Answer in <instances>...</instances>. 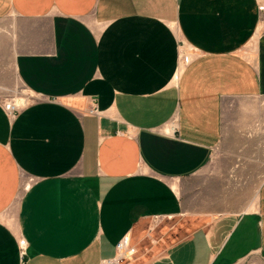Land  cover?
I'll list each match as a JSON object with an SVG mask.
<instances>
[{
  "label": "crops",
  "instance_id": "1",
  "mask_svg": "<svg viewBox=\"0 0 264 264\" xmlns=\"http://www.w3.org/2000/svg\"><path fill=\"white\" fill-rule=\"evenodd\" d=\"M262 4L0 0L31 96L0 101V264H102L126 238V264H264V176L243 202L232 176L264 175Z\"/></svg>",
  "mask_w": 264,
  "mask_h": 264
},
{
  "label": "rangeland",
  "instance_id": "2",
  "mask_svg": "<svg viewBox=\"0 0 264 264\" xmlns=\"http://www.w3.org/2000/svg\"><path fill=\"white\" fill-rule=\"evenodd\" d=\"M7 26V21H0V101L5 104L6 102L16 101L18 103L27 104L30 99V93L27 89L21 84L14 64V59L11 54V51L8 47L7 41H2L1 39V29ZM260 103V100L257 101ZM263 129V127H258ZM254 152H264V137H258V141L254 142V145L251 148ZM256 158H253L255 160ZM243 161L239 160L237 165H241ZM247 161H244L246 163ZM251 164V161H249ZM235 180L237 183H240V189L236 191V199L243 202L247 198H251L255 195L258 182L261 180L262 173L261 171L254 174L250 173L244 174H234ZM233 178V179H234ZM226 192H230L227 190Z\"/></svg>",
  "mask_w": 264,
  "mask_h": 264
},
{
  "label": "built area",
  "instance_id": "3",
  "mask_svg": "<svg viewBox=\"0 0 264 264\" xmlns=\"http://www.w3.org/2000/svg\"><path fill=\"white\" fill-rule=\"evenodd\" d=\"M259 11L264 12V4H262L259 7ZM186 54H187V52L184 49V47L183 46L180 47V55H179L180 63H182L186 59V57H187ZM3 105H4L5 112L11 118H15L17 116V114L20 112V110L22 109V107L18 106L15 103V101L6 102ZM89 113L92 115H97L98 110L96 109V107H92L89 110ZM169 133L170 134L176 133L175 123L172 124V126L169 130ZM19 247H20L21 255L24 256L25 250L27 247V242L24 239H22L19 243ZM135 255H136V250L133 247H131L129 239L126 238L117 244L116 256L112 259L104 260L102 262V264H126V263L130 262Z\"/></svg>",
  "mask_w": 264,
  "mask_h": 264
},
{
  "label": "bare ground",
  "instance_id": "4",
  "mask_svg": "<svg viewBox=\"0 0 264 264\" xmlns=\"http://www.w3.org/2000/svg\"><path fill=\"white\" fill-rule=\"evenodd\" d=\"M15 103H16L18 106H20V107H23V106L26 105V104H23V103H18V102H16V101H15Z\"/></svg>",
  "mask_w": 264,
  "mask_h": 264
}]
</instances>
